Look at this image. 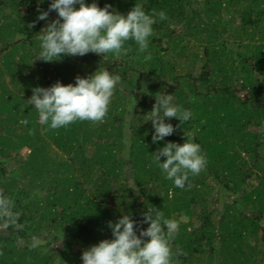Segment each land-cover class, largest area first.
<instances>
[{"label": "trees", "instance_id": "obj_1", "mask_svg": "<svg viewBox=\"0 0 264 264\" xmlns=\"http://www.w3.org/2000/svg\"><path fill=\"white\" fill-rule=\"evenodd\" d=\"M96 3L121 14L137 3L167 19H157L145 52L129 40L125 53L45 61L35 50L55 10L0 0V197L14 214L0 213V264H82L83 250L112 238L109 221L129 214L139 234L149 207L179 222L174 264H264V0ZM103 67L121 82L102 121L39 123L28 101L34 87L74 84ZM161 91L191 117L166 118L173 133L153 142L146 120ZM187 134L205 166L179 188L153 157Z\"/></svg>", "mask_w": 264, "mask_h": 264}, {"label": "clouds", "instance_id": "obj_2", "mask_svg": "<svg viewBox=\"0 0 264 264\" xmlns=\"http://www.w3.org/2000/svg\"><path fill=\"white\" fill-rule=\"evenodd\" d=\"M38 2L43 3V0ZM109 7L107 4L98 6L96 0L88 3L85 0H51L48 10H55L58 18L40 31L35 58L52 61L60 59L61 54L84 55L89 51L104 56L110 52L121 54L128 51L125 45L129 40L136 43L139 52H145L157 19H167L164 10L154 9L149 13L137 3L126 14L110 11ZM48 10L39 11L37 19L44 20ZM120 82L118 72L103 67L88 76H76L74 84L56 81L49 87L36 86L28 101L36 109L39 123L50 128L64 127L76 120L98 122L107 115L114 90ZM154 99L146 121L152 122V141L156 142L174 131L166 118L175 117L184 123L189 121L191 112L177 104L167 92L156 93ZM134 103L131 98L128 112ZM187 137L182 144L166 142L153 157L165 179L179 188L185 187L190 174H199L205 166L200 145L188 134ZM161 156L165 157L163 161ZM0 213L8 217L14 215L11 201L6 197H0ZM142 222L147 223V227L139 228L137 234L138 225L134 227L136 222L129 214L115 222L109 221L112 238L102 239L83 250L82 264H174V257L181 252L179 248L174 252L171 246L179 230L178 220L149 207Z\"/></svg>", "mask_w": 264, "mask_h": 264}, {"label": "rangeland", "instance_id": "obj_3", "mask_svg": "<svg viewBox=\"0 0 264 264\" xmlns=\"http://www.w3.org/2000/svg\"><path fill=\"white\" fill-rule=\"evenodd\" d=\"M37 1H38V0H37ZM50 2H51V0H43V3H40V4H49ZM38 3H39V2H38ZM27 153H28V150H27L26 148H24V149H22V150L19 152V156H20V157H24V156L27 155ZM15 157H16V156H15ZM16 158H18V157H16ZM222 209H223V208H222ZM174 216H177V214H175ZM187 220H189L187 216H185L184 218L181 217V218H180V223H181V222H186ZM251 242H252V244H253V243H254V240L251 239ZM60 260H62V259H60ZM208 262H209V261H208ZM208 262H207L206 259H205V260L202 259V263H199V264H208Z\"/></svg>", "mask_w": 264, "mask_h": 264}]
</instances>
